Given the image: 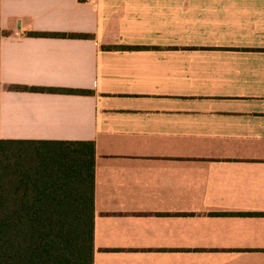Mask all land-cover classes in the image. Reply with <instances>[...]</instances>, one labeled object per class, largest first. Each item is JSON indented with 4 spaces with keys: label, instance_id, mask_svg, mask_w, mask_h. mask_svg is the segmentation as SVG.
<instances>
[{
    "label": "crops",
    "instance_id": "obj_1",
    "mask_svg": "<svg viewBox=\"0 0 264 264\" xmlns=\"http://www.w3.org/2000/svg\"><path fill=\"white\" fill-rule=\"evenodd\" d=\"M0 32V139L96 143L94 264H264V0H0Z\"/></svg>",
    "mask_w": 264,
    "mask_h": 264
},
{
    "label": "trees",
    "instance_id": "obj_2",
    "mask_svg": "<svg viewBox=\"0 0 264 264\" xmlns=\"http://www.w3.org/2000/svg\"><path fill=\"white\" fill-rule=\"evenodd\" d=\"M15 88L90 93L70 88ZM96 153L93 141L0 139V264H94Z\"/></svg>",
    "mask_w": 264,
    "mask_h": 264
},
{
    "label": "rangeland",
    "instance_id": "obj_3",
    "mask_svg": "<svg viewBox=\"0 0 264 264\" xmlns=\"http://www.w3.org/2000/svg\"><path fill=\"white\" fill-rule=\"evenodd\" d=\"M44 156V155H43Z\"/></svg>",
    "mask_w": 264,
    "mask_h": 264
}]
</instances>
